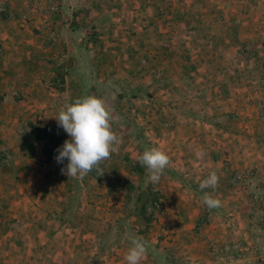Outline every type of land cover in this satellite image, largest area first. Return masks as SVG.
<instances>
[{
    "label": "rangeland",
    "instance_id": "1",
    "mask_svg": "<svg viewBox=\"0 0 264 264\" xmlns=\"http://www.w3.org/2000/svg\"><path fill=\"white\" fill-rule=\"evenodd\" d=\"M58 1L59 12L34 13L26 22L18 18L23 11V6L18 4L14 10L18 19L3 18L0 26L19 30L18 37L26 41L39 33L40 28L37 30L36 26L42 21L46 25L49 21L55 25L71 16V21L79 23L85 32L81 38L87 55L83 59L86 74H90L88 66L92 59L96 58L103 66L111 64L107 70L103 68L100 71L102 76L98 78H103V81L91 84L96 85L98 98L105 101L112 113V130L122 139L118 153L129 160L130 157L137 159L146 149H161L170 158L162 177L171 179L173 184L180 178L184 179L181 183L184 188L191 194L192 189L196 190L198 194L186 197L190 198L188 201L194 212L189 215L175 213L174 217L171 216L173 221H158L165 209V199L155 191L149 193V198L142 195L141 187L146 188L149 183L148 173L143 171L145 174H140L141 167L137 165L131 168L138 174L130 176L138 179H133L132 184L128 181L131 191L128 188L129 195L127 199H121V207L126 208L127 204L135 211L130 215L144 220L149 228L157 226L156 239L165 241L172 237L169 244H177L171 246L172 252H169L175 259L173 264H264V162L260 160L261 154H264V6L259 24V21L249 20L257 13V5L252 4L254 0H150V9L144 7L147 0ZM261 2L264 5V0ZM125 3H129L130 9L125 8ZM100 4L102 10L97 6ZM110 12H114L116 19L124 15L128 22L118 24L122 33L115 35V40L108 37L111 35L110 27L104 28L102 38L96 39L90 30L91 25H97L98 19L105 16L111 21ZM196 16L199 18L197 22ZM243 17L248 18L244 20ZM37 18L40 21H35ZM147 20L148 23H145ZM224 32L227 33L225 38ZM257 32L260 35L257 38L249 36ZM51 33L40 31L43 45L55 43L48 41L53 35ZM100 42L107 46L118 42L119 47L103 54L93 51ZM213 42L218 44L215 48L223 47L224 43L229 48L227 66L217 63L207 67L209 57L216 62L222 57V53L212 55L205 52ZM251 93H256L258 98H252ZM250 108L253 110L250 111ZM164 117L168 120H163ZM222 119L228 122L229 132L221 141L235 143L240 138L247 149L246 167L229 168L224 185L216 186L231 191L227 199L231 213L222 212L219 207L208 209L202 196L205 192L209 193L210 187L201 191L200 181L183 178L182 174L188 171L184 166L190 161L186 157L188 154L184 153L188 150L175 147L173 134L180 120L183 123L195 121L219 126L223 124ZM145 126L151 129L145 130ZM233 126L243 127L233 129ZM150 130L152 134L148 133ZM232 154L227 152L231 159ZM230 161L225 160L224 163ZM107 162L101 165L103 170L111 169ZM55 167L59 169L61 166ZM131 168L124 167V170L129 172ZM8 169L9 166L0 165V264H69L43 254L45 251L40 239L49 234L37 227L47 228L49 222L56 220L49 217L52 203L50 198L46 199L51 191L48 187L57 182L61 186L58 187L60 196L64 192L69 193L67 206L72 211H79L83 203L97 205L100 209L96 202H92L95 195L96 198L102 197L92 193L96 184L70 176V181H63L62 176L57 180V168L45 176L42 174L46 172L36 170L33 165H26L23 168L25 171ZM236 175L240 179L233 180ZM137 182L139 187L135 186ZM64 183H68L69 188ZM107 195L109 193H105L103 198L110 197ZM157 199L162 201V208L147 215L145 205ZM57 200L58 208H63V201ZM107 203L104 207H108ZM199 212L202 221L197 222L196 214ZM137 219L131 221L134 223ZM127 220L128 217L120 216L117 222ZM211 222L212 229H207ZM180 226L182 231L177 230ZM95 257H89V262L85 264H98Z\"/></svg>",
    "mask_w": 264,
    "mask_h": 264
},
{
    "label": "crops",
    "instance_id": "2",
    "mask_svg": "<svg viewBox=\"0 0 264 264\" xmlns=\"http://www.w3.org/2000/svg\"><path fill=\"white\" fill-rule=\"evenodd\" d=\"M261 1L254 0L252 3L255 6L257 5L255 8L257 13L254 18L249 20L255 23L262 19V7L264 5ZM151 3L152 1L150 0L144 2L145 9H150ZM117 5L118 7L120 6V4ZM97 6L100 10L103 9L101 4ZM125 8L127 10L130 9L129 3H125ZM108 14L110 18L113 17L111 21L105 16L98 19L97 25H91L90 30L96 39L102 38L104 28L110 27L111 35L108 37L111 40H115L114 36L122 33L118 24L124 21L125 23L128 22L127 17L124 15H119L116 19L114 12ZM194 18L196 22L199 20L197 16ZM247 18L243 17L244 20ZM37 19L35 21H40V19ZM143 19L146 20L144 17ZM71 20L72 17L70 16L69 19H62L61 22L55 25L51 24L50 21L46 25L41 20L42 23L36 26L37 30L40 28V31L52 32L51 34L56 37L55 43L49 46L43 45V35L40 34V31L39 33L36 32L32 37L30 36L32 39L25 41L18 37L17 33L20 32L19 30L13 28L9 30V28L6 29L0 26V165L9 166L8 171L15 169L25 171L23 168L26 165H33L36 167V170L46 172L42 174L45 176L47 172H53L56 168L58 169V167H55L59 166L56 161L50 163L44 162L39 144H36L31 158H28L26 154L20 151L19 146L25 139L29 125L32 123L42 126L50 123L58 125L56 118L64 105L88 95L98 97L94 87L103 81V78H98V76H102L100 71L103 68L107 70V67L111 66L108 63L103 66V63L95 58L92 59V63L88 66V68L90 67V74H86L87 69L84 68L85 61L83 59L87 55L84 50L85 44L81 38L85 32H83V27L79 23ZM145 23H148V20ZM104 24H106L105 27ZM259 24H261L260 21ZM195 31L192 33L194 34ZM225 34L227 33L224 32L223 38H225ZM249 36L257 38L260 35L257 32ZM102 44L100 42L99 46H94L95 49L92 50L101 51L103 54L106 51H112L116 47H119L118 42H112L108 46ZM215 45L217 46L218 44L213 42L212 45L207 47L205 52H210L209 54L212 55L222 53V57L218 62L213 57H209L207 67L215 66L217 63L227 66L226 55L230 51L229 48L225 43L223 47L219 48H215ZM128 49H131L129 45ZM98 71L100 73H97ZM97 80L98 82H96ZM91 83L97 84L92 85ZM88 84H90L89 88H87ZM256 93L254 95L251 93L253 95L252 98H258ZM252 110L250 108V111ZM163 120L166 121L168 119L164 117ZM178 121L176 122L178 123ZM221 122H223L222 125L211 126L195 121L183 123L180 120L177 126H175L176 129L173 131V134H175V147L178 150H188L184 153L188 154L186 157L190 160L188 165L184 166L186 169L188 168V171L182 174L183 178L190 177L189 179H192L194 182H202L208 178L211 172H215L219 177L217 185L220 186L224 185L223 181L229 168L241 169L246 167L247 149L245 142L241 141L240 138L237 139L236 144L230 143V141H221L224 136H228L229 132L228 122L224 121V119ZM234 127L240 129L243 126H233L232 128L234 129ZM144 128L145 130L151 129L150 126H145ZM148 133L152 134V131L150 130ZM69 139L66 134L58 148L62 147L64 141ZM230 151L233 152L231 155L232 159L227 155V152L229 153ZM136 158L130 157L129 161L118 152L113 153L107 162L108 168L111 169H105L99 181L92 177L91 174L80 180L96 184V186H93L95 191L92 193H97V196L102 195V197L96 198L95 195L92 202L93 204L96 202L100 209L97 208V205L92 206L83 203L84 207L82 206L79 211H72L70 206H67L69 204V193H62L61 198V190L58 188L61 186L57 182H53V185L51 184L52 187H48L51 191L46 199L50 198V204L52 203L49 217L56 218V220L49 222L46 225L47 228L37 227L39 231L42 230L46 234L47 232L49 234V236L47 235V237L40 239L41 245L44 247L42 249L45 251L43 252L45 256L51 255L53 260L61 259L69 264H85L89 262V257L94 255L98 264H127L125 255L131 246L130 235L136 234L143 238L149 249L147 256L141 261V264H173L175 262L174 257L170 255L172 253H169L172 252L171 246L177 245L174 243L169 244V240L172 237L168 238L169 240L164 239L165 241L156 239L158 235L157 226L149 228V225L144 223V220L133 218L130 215L134 214L135 211H132L127 204L126 208L120 205L122 204L120 202L121 199L123 197L127 199L129 195L128 188L131 191V187L127 185L128 181L132 184L134 183L133 179H138L136 177L132 179L130 176L135 175V173L138 174V172H132L131 168L132 166L137 167V165H140L139 157ZM225 160L231 161L230 163H224ZM260 160L264 162L263 153L260 156ZM67 163L68 161L65 160L58 169L59 171L56 173H59L57 180H60L62 176L63 181H70L71 176L67 179L66 174L62 175L65 172L61 170L65 169L66 171ZM183 163L186 164L185 162ZM129 166L131 169L129 172H125L124 167L128 168ZM262 166L264 171V164ZM140 167V174L143 171L146 172L144 167L141 165ZM183 180L180 178V182L177 181L173 184L171 179H166L164 176L161 177L160 182L155 186L148 181L149 183L146 185V188L144 186L141 187L140 191H142L141 193L145 198H149V193L152 191L159 192L164 197L166 202L165 209L158 217V221L168 219L173 221L175 213L189 215L190 212H194L188 199L192 196H197V191L192 189L191 194L181 184L184 182ZM107 182L109 183L108 185ZM68 183H64L66 188H69L67 186ZM135 186L139 187V183L137 182ZM105 193H109L107 196L110 197L103 198ZM230 193L231 191H228L226 188L221 190L220 188L210 187L209 190V194L213 198L226 199L222 201L220 199L221 204L219 207L225 213H231L228 207V204H230L229 200L227 201ZM184 197L185 199H183ZM186 197L190 198L187 199ZM57 199L63 201V208H58ZM99 199L102 200L99 201ZM106 201H108V207H104ZM102 202L103 205H101ZM238 209L240 210V208ZM120 216H124V218L128 217L129 220L117 222ZM196 216H198L197 222L202 221L200 212ZM93 217L94 220L92 219ZM208 217L211 220L213 219L212 216ZM136 219L137 221L134 223L131 221ZM211 226L212 222L207 225V229H212ZM181 229L182 226L177 228V230ZM176 238L177 235L175 236ZM16 242L15 239L14 243ZM54 256L55 258H53ZM157 261L159 262L157 263Z\"/></svg>",
    "mask_w": 264,
    "mask_h": 264
},
{
    "label": "clouds",
    "instance_id": "3",
    "mask_svg": "<svg viewBox=\"0 0 264 264\" xmlns=\"http://www.w3.org/2000/svg\"><path fill=\"white\" fill-rule=\"evenodd\" d=\"M112 120V113L105 101L94 95L78 98L61 108L56 121L70 139L56 150L58 155L55 160L58 164L68 161L66 171L61 169L68 177L83 179L92 172L97 175L104 173L101 165L110 159L111 154L119 151L122 143V139L112 130ZM139 163L148 173V181L155 186L160 182L170 158L161 149L153 147L140 155ZM218 182L217 174L211 172L201 182L200 189L215 188ZM202 201L210 210L221 204L207 192L203 194ZM130 245L125 261L127 264H141L149 251L146 243L142 237L132 234Z\"/></svg>",
    "mask_w": 264,
    "mask_h": 264
},
{
    "label": "trees",
    "instance_id": "4",
    "mask_svg": "<svg viewBox=\"0 0 264 264\" xmlns=\"http://www.w3.org/2000/svg\"><path fill=\"white\" fill-rule=\"evenodd\" d=\"M66 133L57 124L39 125L32 123L29 125L25 139L21 142L19 149L22 153L31 158L34 154L36 144L40 145V151L45 163L55 162L58 155V146L64 140ZM61 166V164H58ZM96 180L100 177L95 173H90Z\"/></svg>",
    "mask_w": 264,
    "mask_h": 264
},
{
    "label": "built area",
    "instance_id": "5",
    "mask_svg": "<svg viewBox=\"0 0 264 264\" xmlns=\"http://www.w3.org/2000/svg\"><path fill=\"white\" fill-rule=\"evenodd\" d=\"M18 4L23 6L22 14L18 17L23 22L28 21L30 19V15L34 13L41 14L43 11L45 14H55L60 10V2L58 0H0V21H2L3 18H7L12 21L17 20L18 18L14 16V10ZM55 40V36H49V42H54ZM237 179H240L239 175H236L233 180ZM161 208L162 201L157 199L148 205H145L144 211L147 215H152Z\"/></svg>",
    "mask_w": 264,
    "mask_h": 264
}]
</instances>
